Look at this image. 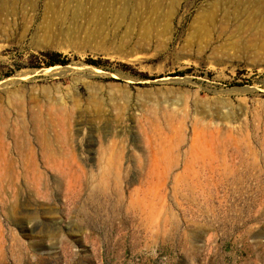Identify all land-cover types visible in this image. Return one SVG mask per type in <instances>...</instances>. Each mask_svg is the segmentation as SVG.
Segmentation results:
<instances>
[{
  "label": "rangeland",
  "instance_id": "1",
  "mask_svg": "<svg viewBox=\"0 0 264 264\" xmlns=\"http://www.w3.org/2000/svg\"><path fill=\"white\" fill-rule=\"evenodd\" d=\"M0 264H264V0H0Z\"/></svg>",
  "mask_w": 264,
  "mask_h": 264
},
{
  "label": "trees",
  "instance_id": "2",
  "mask_svg": "<svg viewBox=\"0 0 264 264\" xmlns=\"http://www.w3.org/2000/svg\"><path fill=\"white\" fill-rule=\"evenodd\" d=\"M47 65L48 66H53V65H57V64H60V65H64L67 63V59L66 57L62 56L61 54H50V55H47ZM91 64L93 65H97L98 63L92 61ZM98 66V65H97Z\"/></svg>",
  "mask_w": 264,
  "mask_h": 264
}]
</instances>
